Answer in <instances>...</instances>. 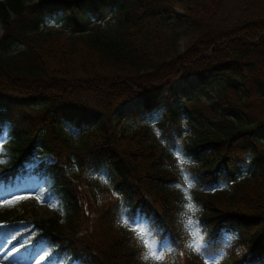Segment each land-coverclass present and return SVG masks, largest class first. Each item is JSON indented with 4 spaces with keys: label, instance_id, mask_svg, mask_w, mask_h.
Wrapping results in <instances>:
<instances>
[{
    "label": "trees",
    "instance_id": "16d2710c",
    "mask_svg": "<svg viewBox=\"0 0 264 264\" xmlns=\"http://www.w3.org/2000/svg\"><path fill=\"white\" fill-rule=\"evenodd\" d=\"M179 1L0 0V196L43 182L37 197L0 200V248L47 249L43 264H264V0L183 13ZM180 81L223 84L205 104L177 101ZM164 92L154 126L126 133L117 110L139 99L153 112ZM38 154L54 162L29 169ZM101 171L112 181L98 193L86 175ZM37 198L56 207L27 231ZM186 199L206 233L200 254ZM139 225L162 260L143 258Z\"/></svg>",
    "mask_w": 264,
    "mask_h": 264
},
{
    "label": "rangeland",
    "instance_id": "374dc122",
    "mask_svg": "<svg viewBox=\"0 0 264 264\" xmlns=\"http://www.w3.org/2000/svg\"><path fill=\"white\" fill-rule=\"evenodd\" d=\"M194 1L196 0H180L177 6V11L179 13H183V9L188 5H193ZM200 1V0H197ZM2 34L1 26H0V36ZM180 46H183L184 40H180ZM14 50L10 49L9 53H13ZM223 83L222 82H215L212 83L209 86H199L197 83H191L187 84L183 81H180L179 83L175 84V92H176V100L183 102L186 100L189 96H198L202 102L205 104H210L217 98L219 88L221 87ZM168 93L162 94V100L161 105L154 110L153 112H146L141 107V101L139 99H135L126 105L119 108L116 112V117L119 119V123L121 127L125 130L126 133H131L138 129L140 126H144L146 124H149L151 126H154L155 121L159 118L161 112L164 111L167 103H168ZM70 134L72 132V129L67 130ZM74 134V133H73ZM73 139L75 140L76 137L73 136ZM177 166L179 167L180 171L182 173H185L186 167H187V161L183 160L181 157L176 158ZM41 162L46 163H52L54 162V159L49 155H36L33 158L32 164L28 167L29 169H32L36 167ZM71 172H74L72 169ZM90 181L92 189L95 190V192L106 190L110 187L112 177L110 176L108 171H101V172H89L86 175ZM185 179V178H184ZM189 181V180H188ZM186 186L183 187V190L187 192L188 190V182H186ZM42 184L43 182L37 179L36 176L32 175L28 177L27 179L20 182L19 185L14 186L13 188H10L8 190L3 191L2 195L0 196V200L5 199H12V198H31V197H37L38 193L42 190ZM37 210L34 215H29L25 219V229L27 231L32 229L31 223L44 221L52 217L53 210L51 206V202L48 199H41L37 198ZM190 202L188 199H186L185 209H184V225L186 229L188 230V233L190 235V245L193 252H197V254L202 253L201 252V244L203 240L205 239L206 233L205 231L200 228V226L197 223V214L198 210L194 207V210L189 209L187 205H189ZM122 221L127 224L128 219L123 216ZM141 230L146 237L154 241L157 245L158 251L162 252L161 248L158 246V243L156 239L150 234V232L147 230L145 225H139L136 229V233L141 238ZM142 240V238H141ZM143 243V242H142ZM144 245V243H143ZM145 250L147 251L145 245ZM245 254L243 251L240 255ZM50 255V251L47 249L39 250L37 253L33 255L32 258H29L27 253H22L18 248H10L9 251H5L3 248H0V264H43L44 260ZM208 262L210 264H216L215 259H208ZM60 264H80L79 262H72L69 258H64Z\"/></svg>",
    "mask_w": 264,
    "mask_h": 264
},
{
    "label": "snow or ice",
    "instance_id": "6c2138e0",
    "mask_svg": "<svg viewBox=\"0 0 264 264\" xmlns=\"http://www.w3.org/2000/svg\"><path fill=\"white\" fill-rule=\"evenodd\" d=\"M9 138L8 135V126L5 124L0 123V141L6 140ZM185 181L188 182V186L191 187V182L188 181L187 176H185ZM179 187V186H178ZM185 195H187V192L185 190ZM23 198V197H21ZM190 199V198H189ZM7 204H12L14 201H6ZM52 207H56V205H51ZM189 209L194 210V206L190 203L187 205ZM141 238L142 242L144 243L147 251H145L143 258L145 260L152 259L154 261H160L163 259V253L158 251L157 245L154 241L149 240L146 235L143 234L141 230ZM191 246V245H190Z\"/></svg>",
    "mask_w": 264,
    "mask_h": 264
}]
</instances>
